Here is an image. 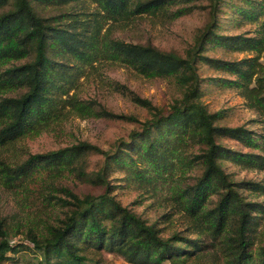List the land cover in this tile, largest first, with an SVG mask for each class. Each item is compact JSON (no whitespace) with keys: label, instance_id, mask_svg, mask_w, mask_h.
I'll list each match as a JSON object with an SVG mask.
<instances>
[{"label":"trees","instance_id":"16d2710c","mask_svg":"<svg viewBox=\"0 0 264 264\" xmlns=\"http://www.w3.org/2000/svg\"><path fill=\"white\" fill-rule=\"evenodd\" d=\"M83 1L0 0V149L48 131L69 116L123 119L105 110L95 112L93 102L77 95L79 80L103 61L144 77L174 79L182 96L163 113L123 88L121 93L150 112V119L111 152L78 142L32 155L15 166L0 160V184L13 189L35 182L40 175L49 179L68 171L86 177L81 168L86 155L98 153L104 158L102 168L89 175L90 182L102 187L103 193L82 199L69 193L65 219L51 226L43 237L30 230L26 240L12 243L6 222L0 218V264L23 248L34 254V264H103L97 257L101 252L116 254L127 264H200L207 253L212 257L209 264H264V246L257 245L260 235L254 228L257 216L251 215L264 214V207L245 202L236 189L258 193L264 186L251 182L235 185L221 166L222 161H228L264 170V156L234 152L218 142L229 139L264 153V133L255 136L244 127L217 125V114H210L198 101L200 79L196 69L197 61L203 60L234 77L224 84L234 88L247 107L260 116L264 132V69L259 62L264 52V0H244L248 7L243 15L259 23V38L217 36L213 29L221 0H88L95 7L90 12H64L45 18L37 11ZM204 1L208 3L210 24L184 57L151 45L114 40L109 35L113 24L127 25L142 16L174 19L195 9L191 3ZM207 41L233 45L235 51L255 56L233 62L205 58L201 53ZM198 165L201 173L194 183L172 193L196 238L178 233L163 238L154 225L115 200L107 179L117 169L126 181L142 187L154 186L160 180L164 185L176 172L183 176Z\"/></svg>","mask_w":264,"mask_h":264},{"label":"rangeland","instance_id":"374dc122","mask_svg":"<svg viewBox=\"0 0 264 264\" xmlns=\"http://www.w3.org/2000/svg\"><path fill=\"white\" fill-rule=\"evenodd\" d=\"M196 6L189 14L174 19H154L142 16L127 25L113 24L109 27V35L114 40L126 43L151 45L160 51L174 52L184 57L196 39L199 38L210 24L208 3H191ZM244 0H221L217 13L215 34L221 38L241 37L259 38V23H254L244 17L247 8ZM95 7L88 0L72 3L67 6H49L38 8V13L45 18L58 17L64 12H90ZM176 9H172L174 12ZM202 57L219 61H239L253 57L252 53L235 51L233 45H214L206 42ZM260 64L264 69V52L260 55ZM22 62H16L19 65ZM197 75L200 79V96L198 101L205 106L210 114H217L216 124L222 127H244L251 130L255 136H261L263 125L260 116L250 110L239 93L224 84L232 80L229 73L216 70L203 60L196 63ZM79 80L77 95L81 100L93 102L95 112L105 110L108 113L123 116V119H106L95 115L78 117L69 116L55 124L48 131L39 135H30L0 149V160L10 166L25 162L30 156L70 147L78 142H87L103 151H113L121 141H127L133 132H139L141 125L150 119V112L134 104L130 97L123 95L121 90L148 100L152 106L163 113L182 96V91L174 79L148 78L137 74L134 70L115 63L103 61L95 65V70ZM8 94L7 96H13ZM219 143L234 152H247L264 156L259 149H246L233 140L219 139ZM191 151V149H190ZM194 153H197L195 148ZM104 158L98 153H89L84 158L81 168L86 177L75 173L63 172L56 178H42L24 184V186L9 189L0 184V218L6 222L9 241L12 243L26 240L32 230L39 237L47 234L51 226L64 220L68 213L71 198L69 193L82 199L84 196H99L103 188L90 182L89 175L102 168ZM222 169L228 174L233 184L241 182L256 183L264 186V170L246 168L228 161L221 162ZM201 173V167L194 166L183 176L170 178L168 183L142 187L132 181H126L124 174L114 169L108 175L111 195L121 206L139 216L148 225H154L163 238L178 233L189 238H196L190 233L188 218L179 212L172 199V193L180 186L193 184ZM173 178V179H172ZM172 179V180H171ZM245 202L259 203L264 207V191L254 192L236 187ZM216 197H213V201ZM256 215L255 234H259L258 246H264V214ZM212 250H209L210 252ZM207 253L200 264L212 261ZM103 264H127L116 254L101 252L97 256ZM3 264H34V254L23 248L15 256ZM12 260V261H11ZM14 260V261H13Z\"/></svg>","mask_w":264,"mask_h":264}]
</instances>
